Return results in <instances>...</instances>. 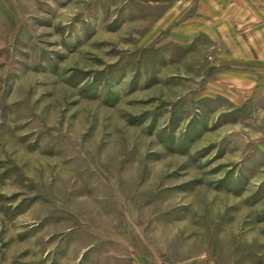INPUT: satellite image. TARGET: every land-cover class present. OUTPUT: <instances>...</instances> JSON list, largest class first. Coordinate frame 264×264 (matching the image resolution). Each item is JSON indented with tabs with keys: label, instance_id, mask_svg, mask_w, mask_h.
Returning <instances> with one entry per match:
<instances>
[{
	"label": "rangeland",
	"instance_id": "obj_1",
	"mask_svg": "<svg viewBox=\"0 0 264 264\" xmlns=\"http://www.w3.org/2000/svg\"><path fill=\"white\" fill-rule=\"evenodd\" d=\"M0 264H264V0H0Z\"/></svg>",
	"mask_w": 264,
	"mask_h": 264
}]
</instances>
